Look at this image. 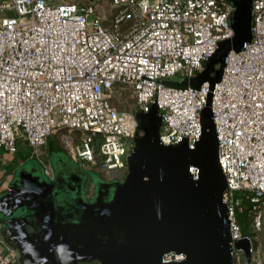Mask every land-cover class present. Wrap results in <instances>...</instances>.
I'll use <instances>...</instances> for the list:
<instances>
[{
	"label": "built area",
	"instance_id": "2783aa9c",
	"mask_svg": "<svg viewBox=\"0 0 264 264\" xmlns=\"http://www.w3.org/2000/svg\"><path fill=\"white\" fill-rule=\"evenodd\" d=\"M108 1L111 14L104 0H0V148L16 152L24 142L54 179L48 140L56 128L68 127L80 131L77 141L66 140L73 159L122 177L138 133L137 110L156 104L161 142L187 139L194 148L212 91L233 264H264L256 233L264 227V0H253L252 38L227 54L213 88L209 81L194 87L161 79L193 77L204 69L219 42L235 33L232 0ZM119 89L132 91L135 110L113 102ZM239 190L252 202L246 233ZM243 238L250 257L235 245ZM185 256L170 250L163 261ZM0 264H20L1 222Z\"/></svg>",
	"mask_w": 264,
	"mask_h": 264
},
{
	"label": "water",
	"instance_id": "95a60500",
	"mask_svg": "<svg viewBox=\"0 0 264 264\" xmlns=\"http://www.w3.org/2000/svg\"><path fill=\"white\" fill-rule=\"evenodd\" d=\"M232 1L234 35L219 42L196 76L161 79L165 84L200 87L209 81L213 88L227 54L252 38L253 0ZM211 102L212 91L201 111L202 135L194 148L187 139L161 142L162 115L156 104L148 112L137 110L138 133L125 177L103 181L92 175L97 191L91 199L81 192L61 193L56 180L22 164L0 195V218L19 222L21 263L233 264L224 199L228 183L219 161ZM235 245L250 257L248 239ZM170 250L186 256L163 261Z\"/></svg>",
	"mask_w": 264,
	"mask_h": 264
},
{
	"label": "flooded vegetation",
	"instance_id": "af4514ba",
	"mask_svg": "<svg viewBox=\"0 0 264 264\" xmlns=\"http://www.w3.org/2000/svg\"><path fill=\"white\" fill-rule=\"evenodd\" d=\"M56 151L50 150V154L55 155V161H54V171H55V178L49 179L48 177H45L47 180H56L55 187L60 190L61 193H80L85 195L87 198L91 199L95 196L97 191V184L92 178V175L86 172L85 168H83L81 165L78 164V162L73 159L67 149L66 145L63 147L61 146L58 148L56 146ZM126 173L120 177L124 178ZM97 176L101 177L103 181H112L119 177L109 178L104 174L99 173ZM15 177V176H14ZM14 178L11 180L10 186L13 182ZM9 186V187H10ZM9 187L4 189L2 193H4ZM28 212V210H27ZM0 218L1 222V232L5 240L12 246H14L19 255V263H21L20 257H21V250H20V243L21 237L20 233L18 232L17 228L15 226L18 225L19 222H15L14 219H10V217L6 216L5 219ZM94 263H98V261H93ZM86 264V263H83Z\"/></svg>",
	"mask_w": 264,
	"mask_h": 264
},
{
	"label": "rangeland",
	"instance_id": "374dc122",
	"mask_svg": "<svg viewBox=\"0 0 264 264\" xmlns=\"http://www.w3.org/2000/svg\"><path fill=\"white\" fill-rule=\"evenodd\" d=\"M56 1H58V0H56ZM104 9L109 14H111L113 11V7L108 0H104ZM113 102L120 108H128V109H134L135 110V107H136L134 95H133L132 91H130L128 89H126V90L119 89L113 97ZM52 134L56 135L57 144L64 147L66 145V139L67 138L68 139L71 138V141H77L79 136H80V131L69 129L68 127H59V128H56ZM53 138L54 137H52V139H49V142H48V146H49L48 147V159L54 168L55 155L50 154V150H54L53 153L54 152L58 153L59 151L55 150L56 147L53 144V140H54ZM22 147H26V149L22 148L21 149L22 153H17V155L21 154L22 157L27 156V160L24 163L27 162L26 165H28L30 167H32V166L36 167L39 170V172L43 175V177H48L45 174L43 166L39 162L38 158L29 156V154L31 153V149L29 147H27V145L22 146ZM66 149H67V146H66ZM60 154H62V153H60ZM62 155H64V154H62ZM6 157H8V156H6ZM78 164L81 165L83 168H85L86 172L89 173L90 175H97L99 173H102V174H104V176L106 175L109 178H114L112 176H108V174H106L99 167L94 166L90 163H87L86 165H82L81 162H79ZM16 172H17V170L15 171V173H12L11 178H13V176H14V174H16ZM256 233L258 235L259 244L262 247V250L264 253V227L262 229H260L259 231H257Z\"/></svg>",
	"mask_w": 264,
	"mask_h": 264
},
{
	"label": "crops",
	"instance_id": "0c3cea01",
	"mask_svg": "<svg viewBox=\"0 0 264 264\" xmlns=\"http://www.w3.org/2000/svg\"><path fill=\"white\" fill-rule=\"evenodd\" d=\"M52 137H54L53 138L54 139L53 144L58 146V148H60L61 146L58 145L57 141H56V135L51 134L49 139H52ZM48 142H49V140H48ZM22 146H26V144L23 142L18 151L9 152V153H8V151H5L4 149L0 148V193L4 189H6L7 187L10 186L11 180L15 176V174H14L13 178H11L12 173H15V171L18 169V167H20L22 164H24V162L27 160V156L22 157L21 154L17 155V153H22V151H21L22 148L26 149V147H22ZM48 147L49 146L47 144V150H48ZM6 156H8V157H6ZM77 162L79 163L80 161H77Z\"/></svg>",
	"mask_w": 264,
	"mask_h": 264
},
{
	"label": "trees",
	"instance_id": "16d2710c",
	"mask_svg": "<svg viewBox=\"0 0 264 264\" xmlns=\"http://www.w3.org/2000/svg\"><path fill=\"white\" fill-rule=\"evenodd\" d=\"M83 1V0H80ZM237 196L241 200V205L243 207V210L239 212V220L242 226L243 231L249 232L250 231V222H251V214H252V202L250 195L244 191L239 190L237 192Z\"/></svg>",
	"mask_w": 264,
	"mask_h": 264
}]
</instances>
